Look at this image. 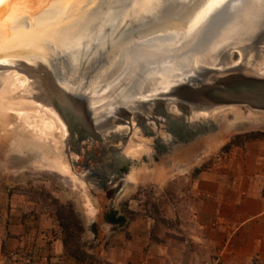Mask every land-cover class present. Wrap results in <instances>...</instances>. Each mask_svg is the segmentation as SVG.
<instances>
[{
    "label": "bare ground",
    "instance_id": "1",
    "mask_svg": "<svg viewBox=\"0 0 264 264\" xmlns=\"http://www.w3.org/2000/svg\"><path fill=\"white\" fill-rule=\"evenodd\" d=\"M227 8L207 34L200 29L188 31L197 10L193 0H167L161 6L139 7L129 0H86L63 14H52L48 4L36 0H3L0 19L6 35L12 36L6 50L10 64L19 58L46 60L55 68L61 85L72 91L85 87L96 109L101 105V111L110 113L118 100L136 104V99L168 90L182 75L195 71L199 63L218 66L224 46L230 42L248 43L264 29V3L260 0H230ZM23 14L26 20H14ZM100 57L105 59L103 66H97ZM255 60L250 52L243 74H262L264 64ZM93 66L94 70L88 72ZM32 88L26 74L16 69L0 72V134L7 136L19 123L20 130L25 129L30 135H14L13 149L23 155H40L34 165L79 182L90 196L87 181L77 175L66 155L69 133L65 122L53 107L29 96ZM13 115L15 121L11 120ZM232 118L208 150L220 145L227 133L241 128L240 112ZM255 120L264 125V118ZM48 140L55 148L51 156L45 149ZM145 152L150 154V146L138 132L131 135L122 150L123 155L133 158ZM76 157L72 155V159ZM135 173H128L126 181H134ZM88 203L95 213L90 198Z\"/></svg>",
    "mask_w": 264,
    "mask_h": 264
},
{
    "label": "crops",
    "instance_id": "2",
    "mask_svg": "<svg viewBox=\"0 0 264 264\" xmlns=\"http://www.w3.org/2000/svg\"><path fill=\"white\" fill-rule=\"evenodd\" d=\"M172 171L167 175L170 176ZM150 170L159 188L148 211L100 233L91 264H264V139L234 146L226 156L182 177ZM55 215L35 214L0 195V264L20 248L48 264H87L65 251Z\"/></svg>",
    "mask_w": 264,
    "mask_h": 264
},
{
    "label": "water",
    "instance_id": "3",
    "mask_svg": "<svg viewBox=\"0 0 264 264\" xmlns=\"http://www.w3.org/2000/svg\"><path fill=\"white\" fill-rule=\"evenodd\" d=\"M21 17L26 20L27 16L23 14L14 20ZM250 52L255 61L264 64V29L248 43L230 42L224 46L218 66L199 63L195 71L182 75L168 90L161 89L154 97L136 99V104L118 100L110 113L101 111V105L96 109L85 87L72 91L61 85L55 68L46 60L19 58L14 65H0V72L16 69L26 74L33 87L29 96L57 111L68 128L65 152L73 166L78 162L72 159L71 153L80 151L81 147L85 153L93 148L101 149L105 162L99 159V169L84 166L77 173L101 188L105 183H114L119 166L136 160L122 153L134 132L143 138L152 137L154 152L160 153L181 148L203 135L216 134L232 109L245 107L263 115L264 71L242 73ZM99 60L97 66H103L105 59ZM232 119L231 116L226 124ZM118 127L125 131L121 132ZM126 183L123 179L115 185L112 195L120 193Z\"/></svg>",
    "mask_w": 264,
    "mask_h": 264
},
{
    "label": "rangeland",
    "instance_id": "4",
    "mask_svg": "<svg viewBox=\"0 0 264 264\" xmlns=\"http://www.w3.org/2000/svg\"><path fill=\"white\" fill-rule=\"evenodd\" d=\"M237 112L241 114L238 124L241 128L227 133L220 145L208 150L209 144L215 142L217 136L222 135L220 132L223 127ZM257 118L263 119L264 114L254 113L245 107L232 109L216 134L203 135L172 151L155 153L152 137H145L150 146V154L145 152L134 157L136 160L130 165L119 166L114 183H105L101 188H97L92 182L87 181L90 196L79 182L66 180L56 171L34 165V162L40 159V155L34 153L23 155L14 150L11 144L14 135H30L29 131L20 130L17 123L7 136L0 134V195L15 197L19 204L22 202L23 207L32 209L36 215L39 213L55 215L56 231L62 237L63 243L65 241L66 253L91 264L96 259L91 253L101 249L100 239L97 241L94 235L100 238L102 231L120 223L111 219L117 217L116 220H119L122 216L129 219L137 211H148L154 203V197L160 191L155 185H160V182L155 184L150 180L151 169L156 165L160 166L158 181L164 180L165 177H182L226 156L234 146L242 147L252 140L264 139V125L257 122L255 120ZM11 120L15 121L16 116L13 115ZM230 142L233 143L228 145ZM45 149L50 156L55 152L50 140L47 141ZM84 151L81 147L80 151L71 153V156L77 155L75 160L78 164L74 166L76 171L82 172L84 166H88L87 169H99L101 158V161L105 162L101 149L93 148L87 153ZM182 168L184 170L179 171ZM172 169L175 171L167 176ZM135 171L137 173L134 175V181L126 183L123 190L113 196L115 185L127 179L128 173ZM88 198L96 209L95 213L90 210Z\"/></svg>",
    "mask_w": 264,
    "mask_h": 264
},
{
    "label": "snow or ice",
    "instance_id": "5",
    "mask_svg": "<svg viewBox=\"0 0 264 264\" xmlns=\"http://www.w3.org/2000/svg\"><path fill=\"white\" fill-rule=\"evenodd\" d=\"M36 2L48 4L52 14H63L73 5L83 4L86 0H36ZM129 2L135 4L137 7L144 4L161 6L166 4L167 0H129ZM193 2L197 4V10L193 14L188 31L195 32L197 29H200L202 33L207 34L212 29L215 21L227 12L230 0H193ZM260 2L264 3V0H260ZM0 3H3V0H0ZM217 9H223V11H216ZM201 25H203V28H201ZM16 28L17 25L14 23L13 33H15ZM11 41L12 36L6 35L3 19H0V65L10 62L6 58V50Z\"/></svg>",
    "mask_w": 264,
    "mask_h": 264
},
{
    "label": "built area",
    "instance_id": "6",
    "mask_svg": "<svg viewBox=\"0 0 264 264\" xmlns=\"http://www.w3.org/2000/svg\"><path fill=\"white\" fill-rule=\"evenodd\" d=\"M2 260L6 264H48L50 262L49 256L24 248L11 250L5 253Z\"/></svg>",
    "mask_w": 264,
    "mask_h": 264
},
{
    "label": "trees",
    "instance_id": "7",
    "mask_svg": "<svg viewBox=\"0 0 264 264\" xmlns=\"http://www.w3.org/2000/svg\"><path fill=\"white\" fill-rule=\"evenodd\" d=\"M233 142H230L228 145L232 144ZM64 244H65V241H64ZM66 245V244H65Z\"/></svg>",
    "mask_w": 264,
    "mask_h": 264
},
{
    "label": "flooded vegetation",
    "instance_id": "8",
    "mask_svg": "<svg viewBox=\"0 0 264 264\" xmlns=\"http://www.w3.org/2000/svg\"><path fill=\"white\" fill-rule=\"evenodd\" d=\"M114 190V189H113Z\"/></svg>",
    "mask_w": 264,
    "mask_h": 264
}]
</instances>
